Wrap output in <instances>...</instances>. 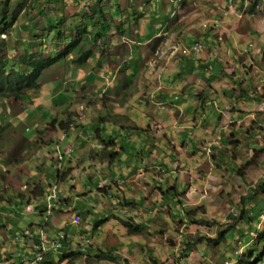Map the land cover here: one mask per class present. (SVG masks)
<instances>
[{
    "label": "rangeland",
    "instance_id": "obj_1",
    "mask_svg": "<svg viewBox=\"0 0 264 264\" xmlns=\"http://www.w3.org/2000/svg\"><path fill=\"white\" fill-rule=\"evenodd\" d=\"M4 1L0 59L15 63L27 50L42 51L46 58L65 54L78 40L77 29L90 30L74 53L43 73L40 90L28 91L25 98H0V188L14 195L22 188L21 178L42 177L41 183L48 176L42 185L48 186L46 195L59 184L66 214L90 196L89 205H83L95 220L82 207L81 225L65 229L69 245L76 244L46 255L44 264H264V193L258 190L264 184V0H161L156 6L152 0H134L126 11L103 0H10L24 6L18 19L11 17L12 9L3 10ZM37 2L46 4L47 13L41 14ZM156 8L175 14H156ZM137 11L145 15L141 20ZM122 16L133 25L140 20V30L154 42L131 49L137 36L118 22ZM51 17L53 28L46 23ZM105 22L109 26L99 37ZM92 36L99 39L91 42ZM195 42L203 50L190 61L182 50ZM87 51L93 56L85 66L71 63ZM116 122L126 128L122 140L104 146ZM40 145L70 153L61 167L51 158L40 164ZM114 150L124 165L109 163L106 156ZM142 158H148L147 165L136 167ZM58 175L62 181L57 182ZM110 179L129 192L128 199L113 197L114 204H102L100 190ZM84 182L90 194L81 188ZM103 193L107 197V190ZM140 198L142 208L135 205ZM247 199L261 210L249 223L240 218ZM110 208H117L115 215L105 219ZM23 209L17 215L20 227L31 223L41 230L49 220L40 211L24 215ZM0 218V231L20 233L5 214ZM125 221L140 225L142 234L130 235ZM54 226L51 234L65 227ZM223 232L226 240L214 245L210 240ZM2 240L0 232V253L6 252L0 264L7 259L30 264L18 252L12 255L15 247ZM73 251L84 255L62 259ZM109 253L121 259L99 257Z\"/></svg>",
    "mask_w": 264,
    "mask_h": 264
},
{
    "label": "crops",
    "instance_id": "obj_2",
    "mask_svg": "<svg viewBox=\"0 0 264 264\" xmlns=\"http://www.w3.org/2000/svg\"><path fill=\"white\" fill-rule=\"evenodd\" d=\"M136 2H138V4H140L139 3L140 0H136ZM136 2L134 0H117V2L114 3V0H109V1L108 0H103L102 4H120V7L118 8L119 11H126L127 8H129V7L131 8L132 4H136ZM165 2H168V0H165ZM141 4H147V3L142 1ZM151 4H153V6H156L157 4H162V3H161V0H152ZM170 4L172 5V2L169 1L168 5H170ZM173 9H175V8L173 7ZM150 10H151V8L149 7L148 11H150ZM158 11L165 12L166 14H170L171 11H173V10H170V12H169L168 9L166 11H162V9L156 8L155 9V13L157 14ZM138 12L139 11H137V14H139ZM109 13L111 14L112 11H110ZM174 14H175L174 12L172 14H170V17L172 18L174 16ZM144 16H145L144 14L140 15L139 16L140 20ZM140 20L136 23V25H133L132 21H129V20L126 21L124 16H122V19H118L119 23H120V21H122L123 23H126V25H129L130 30H133L134 34L137 36V43L134 44V47H132V46L130 47L133 50H135L137 48V46L145 47V45H148V44L154 42L152 37H149V36L146 35L147 34L146 30H140ZM116 21L117 20L114 19L113 20V24ZM145 23H146V21L143 22L144 25H145ZM133 26H135V27H133ZM137 28L139 29V32H137ZM190 40L188 42H191ZM196 57H197L196 55H193L192 57H187V58L190 61H193V60H195ZM118 90H120V89H118ZM45 116H47V113H45V114L42 113L41 117H45ZM123 129H126V128H123L119 122H116L115 123V127L112 129L111 135L108 136V138H110L109 140H107V141H109V143H107V141L104 140V146L112 144L114 142L119 144V141L122 140V138H120V132ZM100 130H101L102 134H105L107 132L105 128H101ZM114 139H117V140L114 141ZM82 146H83V144H82ZM73 147H74V151H75L74 158H76L77 157L76 153L79 152V151H78V148H77L76 145L72 146L71 150L73 149ZM111 148L115 149V146H111ZM54 149L55 148H53V149H45L43 147L41 149H38V151H39L38 155L41 157L40 164H43L45 162L49 163L48 160L50 158L53 160V155H54V152H55ZM147 154H149V153H147ZM98 157H99V155L96 156V158H98ZM106 157H109V160H110L109 163L113 164V161L116 158H118L119 155L117 153V150H114V153L110 152L108 154V156H106ZM121 158H122V156H121ZM88 161H90V159ZM147 162H148V158L147 159L142 158V159H140V161H137L135 163V166L137 167V164H141V167H145V165H147ZM141 167H138V168H141ZM112 175H114V174H112ZM112 175H110L109 178ZM41 178L42 177L33 178V179H31V178H21L22 179V184H23L22 188L18 189V190H15L16 193L14 195L10 194L8 190L6 192L4 189L0 188V196H1L0 203L3 204V206H1V208H0V215H2V213H4L5 216L9 217V219L11 220V222L13 224L12 228H14L15 230H17V228L19 230H21L20 233H17L15 231L7 230V228H3L0 231L1 232V239L4 238V240H2V241L6 240L11 248L15 247V250L12 252V255H16L17 252L20 253L19 256H20V258H21L23 263L27 262V263H30V264H44L46 256H44V261H42V263H40V262H36L35 263L34 262V260H33L34 254H35L34 245H35V243L40 244L42 242L41 235L50 236V237H53V236L56 235V233L55 234H51L50 233V231L55 228V226H54L55 222H58L59 224H63L65 227L63 229H61V230L65 231V229H67L70 225H72L71 217L72 216L74 217V216L78 215L79 213L82 215V214H84L85 212L88 211V213L90 214V217L93 220H95V218L93 217V214H94L93 210H90L89 208H87V207H85L83 205L84 203L89 205L88 201H89L90 196H87V197L83 198L81 203L78 204L76 202L74 205H72V207H74L72 209V211L73 210L74 211L71 214H66L65 213L66 205H64L61 202V194L59 195V198H57L56 200H53L51 202H49L48 200L47 201H42V199L45 198V195H46L47 190H48L47 186H42V185L43 184L47 185V179L49 177L46 176L45 179L43 180V182L40 183ZM59 180L62 181L61 176L59 177ZM109 181L107 182V184H105L103 186V188H106V190L108 192L107 194H105V195H107V197L106 196L104 197V193H103V192L106 193V190L105 189L103 191H101L102 189L100 190L101 191L100 194L103 195V197H99V199H101V201L104 202L102 204H106V203H108L110 205L114 204L111 201L117 200L119 197H121L122 200L123 199L125 200V199L129 198V196L127 195L129 193L128 191L122 190L119 187H117L115 184L111 183V182L114 181L113 179H110ZM88 185L89 184L84 182L82 184L81 188H84V191L87 192V194H90ZM32 186H34V187L32 188ZM36 188H38L39 190H35ZM113 197H114V200L112 199ZM106 198H109L110 201H106ZM62 201H63V198H62ZM46 202H47V204H46ZM124 203L126 205H130V201H125ZM5 204H6V206H5ZM20 206H21V208H24L23 209V214L24 215L30 216V215L35 214L37 211H40L41 216L44 217L45 215H47L49 217V220L47 221V219H46V222L42 223V229L41 230H37L36 229L38 227V225H31V223L27 227H20L21 220L17 217L18 210H19ZM49 206L52 207L51 210L48 209ZM137 206L141 207V208L143 207V201L141 200V198H140V201L137 202ZM82 207H85V212L81 209ZM115 209H117V208H115ZM115 209L110 208L109 210H104L105 212H104L103 216L106 215V216H104L105 219L108 217L107 215H115ZM56 212H58V214L55 217L54 215H55ZM128 217H129V215H128ZM109 218H112V217H109ZM60 220H63V222H60ZM103 221H104V219H102L100 222H103ZM1 224H3V223H1V218H0V225ZM44 224H45V226H44ZM107 224H108V222L104 223V226L107 225ZM144 227L145 226H143V228ZM140 230H142V232H143V229H140ZM2 231H4V235H3ZM27 232H31L32 237L31 236H28V237L25 236L24 233H27ZM76 234H78V233H76ZM19 235H21V237H19ZM67 236H68V239H67V241L65 243L66 247H67V244H68V240L70 239L68 234H67ZM74 237H76V235H74ZM0 243H1V241H0ZM75 244L76 243L73 242L69 247H73V245H75ZM5 251H7V250H5ZM4 253H6V252H1L0 254L5 257L6 255ZM56 254L59 255V253H56V252L52 253L50 255L53 256V255H56ZM52 256L50 257V260L53 259L54 256L53 257ZM7 260L3 264H8L9 259H7Z\"/></svg>",
    "mask_w": 264,
    "mask_h": 264
},
{
    "label": "trees",
    "instance_id": "obj_3",
    "mask_svg": "<svg viewBox=\"0 0 264 264\" xmlns=\"http://www.w3.org/2000/svg\"><path fill=\"white\" fill-rule=\"evenodd\" d=\"M45 2L58 3V1H51V0H45ZM11 3L12 2H10V0H5L4 4L2 5L4 6L3 10H7L9 8L12 9L13 15L11 17L18 19L17 14H19V11H21L24 8V6L22 3H17V4H11ZM45 7H46V4H43V2L41 4L37 2V8L38 10H40L41 14L47 13ZM1 15H3V18H5V16H7L8 14L5 11L4 13H1ZM51 18L52 19L47 18L46 23H48L49 25L51 24L50 28L51 27L53 28L54 17H51ZM55 20L58 21L59 17L58 16L55 17ZM0 25H2L1 22H0ZM108 26L109 24L107 22L106 25L102 27V29L98 33L99 37L103 36V33L107 30ZM92 27L97 28V25H92ZM31 28L33 32V37L37 38L38 37L37 30L39 29L38 26L33 24ZM3 29L4 30L2 31L5 33L7 28L4 27ZM76 31H77L78 40H76V43L73 46H71V48L68 49L65 54L61 53L58 56L51 55L49 58H46L44 54L42 53V51L39 53H33L32 51L27 50V52L24 55H22L18 59V61L15 63L10 62L4 57H2L0 59V98H6V99H18L21 97L25 98L26 97L25 95L28 91L40 90V87H41L40 79L43 73L46 70H49L52 67V65L57 63L61 58H64V56L71 55L72 53H74L80 45V42H81L80 38L85 34H88V33L90 34V30L88 32V30L86 29V26L85 28H83V30L77 29ZM97 36L95 38L94 36H92L91 42L92 41L94 42L97 39H99V37ZM160 41H162L161 38H159V42ZM79 51L80 53L82 52V50H79ZM92 56H93V53L91 51L90 52L87 51L86 53H83L81 58L73 62L71 61V63L77 64L79 66H85L88 60ZM113 164H117L119 166L124 165L121 160V156L116 158L113 161ZM259 189L260 191H262V193H264V184L260 185L258 187V190ZM103 190L104 189H102L101 191ZM135 205H137V203ZM253 206H254L253 201L251 199H247L242 207L240 218L246 221L247 223H249L252 220V218L259 217L261 214V210L259 212L257 210H254ZM251 214H253L252 217H251ZM124 223L130 235L142 234V230H140L141 229L140 225H135L127 221H125ZM229 231L230 230H227L225 231V233L226 232L228 233ZM226 238L227 237L224 236V232H223L219 235L217 239L210 240V241H213L214 245H218L222 243L224 240H226ZM262 243H264V240L262 241ZM189 245H192V242H190ZM191 251L192 249H188L185 253H183V257H187ZM83 255H84V252L82 251H77V252L73 251L72 253H69V254L67 253L63 254L62 259L70 258L73 260L75 257L76 258L82 257ZM99 257H101V259H110L112 261H119L121 259L119 255H115L112 253L103 254V256H99ZM241 258H240V261H241ZM124 262L126 264H131L128 260H125ZM243 264H246V263L243 262ZM247 264H250V262H248Z\"/></svg>",
    "mask_w": 264,
    "mask_h": 264
},
{
    "label": "clouds",
    "instance_id": "obj_4",
    "mask_svg": "<svg viewBox=\"0 0 264 264\" xmlns=\"http://www.w3.org/2000/svg\"><path fill=\"white\" fill-rule=\"evenodd\" d=\"M198 43V42H197ZM192 57V56H191ZM54 120V119H53ZM27 131H30V129L29 128H27ZM60 147L61 146H58L57 148H56V150H55V152H54V156H53V161H54V163L55 164H57V167H61V165L63 164V162H64V159H65V157L67 156V155H69V151H66L65 149H60ZM42 148V145H40V148L39 149H41ZM62 157V159L60 160L59 159V157ZM17 162H21V163H23L24 161H21V160H17ZM57 174V173H56ZM57 177V176H56ZM58 179H59V175H58V177H57V182H58ZM63 183V182H62ZM59 187V184H56V185H51V189H52V193L50 194H48V195H45V197L47 196V200L49 201V202H51V201H53V200H56L57 198H59V195L61 194V189L59 190V191H57L56 189ZM47 189H48V186H47ZM47 194V193H46ZM0 198H1V196H0ZM48 209L49 210H51L52 209V207L51 206H49L48 207ZM2 214H4V213H2ZM77 216V215H76ZM76 216H74L73 218H72V224L73 225H76V226H80L81 225V223L80 224H74L73 223V221H74V218L76 217ZM80 217V216H79ZM81 218V217H80ZM81 221H82V218H81ZM60 233H62V234H64V236H65V239L63 240V247H62V249L60 250V251H53V252H49V253H44V254H41V252L40 251H38L37 249H36V247H37V245H40V244H42V243H44V242H47V241H50V240H53V239H55V237L58 235V234H60ZM25 234V236H31L32 237V235H31V232H27V233H24ZM41 238H42V242L40 243V244H38V243H35V245H34V252H35V254H34V258H33V260H34V262L36 263V262H42V261H44V256H46V255H50V254H52V253H60V252H62L65 248H66V246H65V242L67 241V239H68V236H67V233L64 231V230H60V231H58L57 233H56V235L55 236H53V237H50V236H45V235H41ZM68 242H69V240H68ZM70 245H69V243L67 244V247H69ZM37 254V255H36ZM42 256V259L39 261V260H37V258L39 257V256Z\"/></svg>",
    "mask_w": 264,
    "mask_h": 264
},
{
    "label": "built area",
    "instance_id": "obj_5",
    "mask_svg": "<svg viewBox=\"0 0 264 264\" xmlns=\"http://www.w3.org/2000/svg\"><path fill=\"white\" fill-rule=\"evenodd\" d=\"M203 50V46L199 43H195L194 45H191L185 49L182 50L183 54L187 57H191L193 55L198 56ZM59 159L61 160L62 157L60 156ZM74 224H80L81 218L79 216H76L73 221ZM65 239L64 234L60 233L58 234L55 239L44 242L40 245H37L36 249L41 252V254L49 253L53 251H60L63 247V240ZM42 256L40 255L37 260H41Z\"/></svg>",
    "mask_w": 264,
    "mask_h": 264
},
{
    "label": "bare ground",
    "instance_id": "obj_6",
    "mask_svg": "<svg viewBox=\"0 0 264 264\" xmlns=\"http://www.w3.org/2000/svg\"><path fill=\"white\" fill-rule=\"evenodd\" d=\"M40 263H42V262H40Z\"/></svg>",
    "mask_w": 264,
    "mask_h": 264
}]
</instances>
